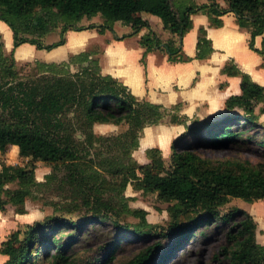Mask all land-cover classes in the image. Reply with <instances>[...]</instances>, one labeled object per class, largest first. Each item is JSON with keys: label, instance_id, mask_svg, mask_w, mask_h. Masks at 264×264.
Listing matches in <instances>:
<instances>
[{"label": "trees", "instance_id": "1", "mask_svg": "<svg viewBox=\"0 0 264 264\" xmlns=\"http://www.w3.org/2000/svg\"><path fill=\"white\" fill-rule=\"evenodd\" d=\"M225 3V8L218 0L203 5L179 4L174 10L170 0H0V21L12 31L14 48L29 43L37 49L52 50L63 45L65 38L44 44L43 35L60 23L62 33L94 29L93 25L77 28L75 22L101 15L107 29L117 21L131 26L133 33L148 29L149 34L139 41L147 53L160 49L162 43L150 29L145 14L158 17L166 30L182 38L193 28L194 15H206L209 26L219 28L223 25L221 17L233 13L237 25L249 30V48L264 56V0ZM98 32L103 33L101 29ZM257 36H262L261 49L254 46ZM164 48L171 62L192 60L180 47L166 44ZM196 50L194 59L199 60L208 59L214 51L203 27L198 29ZM82 56L88 59L87 54ZM15 62L13 53L5 55L0 38V153L17 146L19 155L30 160L26 167L2 166L0 211L12 204L19 213L25 212L32 188L39 185L35 162L42 161L68 171L65 180L71 195L91 208L95 222H110L138 237L155 235L143 211L133 212L140 215L139 223L121 224L120 211L112 198L104 199V187L98 183L100 174L107 173L120 180L119 192L130 184L172 204L170 222L160 232V240L123 264H162L185 236L195 234L200 224L228 222L235 215L240 220L230 228L221 254L228 264H264V245L256 242L257 226L252 216L240 209L225 215L220 211L230 198L264 200V163L221 160L197 152L198 148H238L246 143L264 148V131L251 133L258 126L252 108L264 100L263 86L237 66L225 65L224 74L241 78L240 95L229 97L225 105L229 110L239 107L245 114L189 128L173 141L171 166L167 169L158 148L145 151L148 164L138 165L132 156L143 129L159 124L163 118L162 105L138 99L126 85L101 74L97 61L81 66L75 73L65 67L57 70L55 65H40L45 73L27 81L18 77ZM110 123L128 127L119 135L107 137L93 132L94 124ZM186 137L191 139L184 143ZM10 184L17 188H8ZM85 224L86 220L79 223L52 217L28 225L25 231L16 230L1 243L0 254L7 257L3 264H73L72 251ZM118 242L113 238L106 245L108 259Z\"/></svg>", "mask_w": 264, "mask_h": 264}, {"label": "rangeland", "instance_id": "2", "mask_svg": "<svg viewBox=\"0 0 264 264\" xmlns=\"http://www.w3.org/2000/svg\"><path fill=\"white\" fill-rule=\"evenodd\" d=\"M170 1L174 10H177L179 4L203 5L210 2V0ZM218 2L221 7H226L225 0H218ZM150 22V29L162 43L160 49L154 50L157 52L159 57L168 56L164 48L166 44L174 47H180L181 52L183 53V37L181 38L177 35L171 34L163 27V23L158 17L151 18ZM105 24L106 20L101 15H97L92 18L83 17L79 21L75 22V26L77 28L93 25L95 26L94 29L97 31L101 29L103 33L106 34V40L109 37L119 39V35L127 36L126 31L129 25L117 21L112 24V29H107L105 28ZM62 26L63 24L60 23L57 28L43 35L41 37L42 43L52 44L59 41L61 37L65 38L68 32H75L74 30H68L65 33H62ZM115 27L117 29V33L113 30ZM245 30L249 32L248 29ZM143 31L145 34L142 36L149 34V30L144 29ZM10 34L12 36L10 28L0 22V38L4 44V53L8 57L11 53H13V49L8 50L5 47V43L8 44ZM131 34L134 35L137 33ZM195 37H198V30ZM181 39L182 43L180 42ZM261 40V36H257L254 41L255 48H262ZM92 48L93 49L83 52L69 54L67 58L61 61H53L49 63L35 61L24 64H17L15 62V71L20 79L27 81L38 78L45 73L44 70L46 69L41 68L40 65H55L57 70H62L65 67L70 73L79 71L81 66H89V62L91 61H97L99 66V59L93 56L98 48L95 49V52H93L94 47ZM83 54H87L88 56L86 61L83 59ZM145 56L146 55L142 57L141 63L145 62ZM18 57L20 58V56ZM226 65L236 66L233 60L228 61ZM260 68L264 70V61H262ZM253 81L262 86L263 82ZM222 86L223 85L221 83V87ZM213 87V84L212 86L209 85L206 87V90L208 92H213ZM164 108L165 111L163 118L157 125L169 126L180 122V124L185 126V130L182 134L186 133V131L191 127H197L203 125L204 123L217 121L228 116H241L245 114V111L239 107H234L230 110L227 109L225 103L221 107L217 106L213 109H209L208 105H204L203 102H199L198 106H196V108L191 112V116L189 117L181 112L183 103H177L171 107ZM252 109L258 126H255L251 133L259 131L260 134H262L264 131V100L254 104ZM232 124L236 126L235 123L232 122ZM127 127L128 126L126 124H94L93 132L97 135L107 137L119 135L126 131ZM142 133L140 134V137L142 136ZM78 137L80 138L81 135L78 134ZM148 138L149 135L147 134L145 139L142 141V145L139 144L138 148L132 153L133 159L138 165L150 163V160L145 154V151L149 149L145 148V143L148 141ZM190 139L191 137H186V141L184 143L189 142ZM197 152L200 155L221 160L234 158L239 160H248L254 165L264 163V148L256 146L254 143H246L243 147L238 148L229 146L223 148H198ZM171 155L172 148L168 156H163L161 152L163 163L167 169L171 166ZM29 164L30 160L28 158L21 157L18 149L12 150L11 148L5 154L0 153V170L3 165H19L26 167L29 166ZM67 172L68 171L63 166L54 167L53 164L44 163L42 161L35 162V179L39 185L32 188V196L24 204L25 212L23 214L19 213L17 208L12 204H7L5 210L0 211V226H2L0 229V247L1 243L5 241L12 232L16 230L25 231L28 225L43 222L45 219L52 217H60L65 220H73L79 223L86 220L82 236L78 239V242L72 251L74 256L73 264H123L139 252L154 245L160 240V232L166 229L170 222L169 208L172 206L171 203L161 200L156 193L143 192L130 184L127 185L123 192H119L120 180L107 173L100 174L101 176L98 178V183L102 184L104 187L103 197L104 199H113L117 209L120 211L119 220L122 225L139 223L140 215L134 214L133 212L143 211L145 213L146 221L154 227L153 230L156 233L155 235L138 237L133 233L118 229L110 222H95L93 220L94 213L91 208L84 205L81 198H74L71 195L70 187L66 184L65 180ZM48 176H50V178ZM7 187L15 189L17 188V185L10 184ZM238 209L246 211L252 216L257 226L256 242L260 245H264V200L246 202L240 198H230L225 205L220 207L222 215ZM239 220L240 216L235 215L228 222L219 220L209 222L208 224H200V226L196 229L195 234H188L185 236L178 247L165 258L162 264H228V261L221 254V250L226 244L227 234L230 231V228L234 224L238 223ZM113 238L119 239V242L114 251L111 252V258L108 259V252L104 249ZM100 257L101 260L96 263V260Z\"/></svg>", "mask_w": 264, "mask_h": 264}, {"label": "crops", "instance_id": "3", "mask_svg": "<svg viewBox=\"0 0 264 264\" xmlns=\"http://www.w3.org/2000/svg\"><path fill=\"white\" fill-rule=\"evenodd\" d=\"M144 18L151 24V18L157 17L145 14ZM192 20L193 28L182 38L183 54L192 58L189 62H171L168 56L159 57L156 51L145 53L139 40L145 34L143 30L146 28L132 35L131 26H128L127 36L119 35V40L110 37L106 40V34L99 33L96 29L70 31L65 37V43L52 50L37 49L29 43L14 48L10 34L5 47L8 50L13 49L17 64L61 61L69 54L90 50L92 47L95 52L98 48L93 56L99 59L101 74L112 76L126 85L135 96L151 103L164 107L183 103L181 112L188 117L199 102L213 109L221 107L230 96L240 95L241 78L222 72L228 61L233 60L241 72L248 74L252 80L263 82L264 86V70L260 68L264 56L249 48L250 33L237 25L233 13L221 17L223 25L219 28L210 27L206 15H194ZM200 27L206 30L214 50L206 60L194 59L197 52L195 36ZM113 30L117 33L116 27ZM144 55L145 62L141 63ZM212 84L214 91L208 92L206 87ZM184 130L185 126L182 124L147 126L142 131L139 144L142 145L148 134L145 148H158L163 156H168L172 142L178 139ZM6 258L0 254V264H3Z\"/></svg>", "mask_w": 264, "mask_h": 264}, {"label": "bare ground", "instance_id": "4", "mask_svg": "<svg viewBox=\"0 0 264 264\" xmlns=\"http://www.w3.org/2000/svg\"><path fill=\"white\" fill-rule=\"evenodd\" d=\"M18 56H20V55L18 54ZM13 149H14V150H17L18 148L12 147V150H13ZM193 248H194V247H193ZM194 250H195V249H194Z\"/></svg>", "mask_w": 264, "mask_h": 264}]
</instances>
